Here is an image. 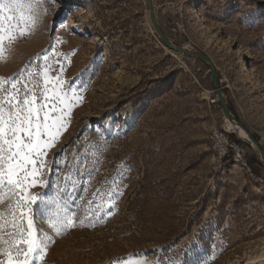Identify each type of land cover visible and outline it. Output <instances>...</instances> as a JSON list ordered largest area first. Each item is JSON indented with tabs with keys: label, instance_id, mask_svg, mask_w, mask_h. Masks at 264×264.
<instances>
[{
	"label": "rangeland",
	"instance_id": "rangeland-1",
	"mask_svg": "<svg viewBox=\"0 0 264 264\" xmlns=\"http://www.w3.org/2000/svg\"><path fill=\"white\" fill-rule=\"evenodd\" d=\"M151 2L174 45L213 61L234 117L264 149V0ZM34 8L35 26L5 41L0 81L10 88L20 78L18 87L39 92L49 70L48 95L62 77L63 91L76 88L80 102L44 157L46 186L28 190L44 196L33 219L52 238L33 264H59L137 215L176 243H147L114 264H264V162L226 119L208 64L164 44L149 0H34ZM215 130L239 145L250 172L219 162ZM0 196V214L10 219L15 197ZM65 211L74 213L66 230Z\"/></svg>",
	"mask_w": 264,
	"mask_h": 264
},
{
	"label": "snow or ice",
	"instance_id": "snow-or-ice-1",
	"mask_svg": "<svg viewBox=\"0 0 264 264\" xmlns=\"http://www.w3.org/2000/svg\"><path fill=\"white\" fill-rule=\"evenodd\" d=\"M55 2L59 3V0ZM34 13V0H0V56L4 54L6 40L11 45L17 32L24 36L29 25L35 26ZM4 21L16 23L5 28ZM48 71L44 73L43 88L39 92L27 85L18 87L20 78L12 81L10 88H5L4 82L0 81V92L3 93L0 95V191L9 198L15 197L8 212L11 218L5 219L0 214V256L5 257L0 264H33L37 257L43 260L52 242L51 237L36 228L33 219L34 206L46 203L44 196L30 195L28 190L46 186L44 157L67 127L66 116L80 98L75 95L76 88L70 86L68 91H63L62 77L56 79L55 90L49 96ZM38 98L44 102L38 104ZM0 202H3L2 196ZM73 217L74 213L64 212L60 221L63 229L74 226ZM53 227L58 235L61 234V227L55 224Z\"/></svg>",
	"mask_w": 264,
	"mask_h": 264
},
{
	"label": "trees",
	"instance_id": "trees-1",
	"mask_svg": "<svg viewBox=\"0 0 264 264\" xmlns=\"http://www.w3.org/2000/svg\"><path fill=\"white\" fill-rule=\"evenodd\" d=\"M237 142L240 143L239 141ZM136 199L138 198H134L130 205L132 209L139 212L140 205ZM93 220V218H87L85 219V223L89 225ZM90 228L88 227V229ZM94 239L92 241L89 238L87 241L79 244L78 248L81 247L82 250L80 252H73L67 257H61L59 264H86L85 261L94 263L97 260L98 262L106 261L108 264H114L130 251L136 252L142 250V247L147 243H155L163 247L168 244L170 245L169 247H174L176 243V240L173 242L169 235L159 232L152 224H150V227L143 224L140 215H137L136 218L128 217L126 223L117 226L109 236L98 234ZM3 259L5 257L0 256V260Z\"/></svg>",
	"mask_w": 264,
	"mask_h": 264
},
{
	"label": "water",
	"instance_id": "water-1",
	"mask_svg": "<svg viewBox=\"0 0 264 264\" xmlns=\"http://www.w3.org/2000/svg\"><path fill=\"white\" fill-rule=\"evenodd\" d=\"M149 3H150V12H151V19H152L153 25H154L159 37L164 42V44L169 49H171L173 51L182 53L183 55H186V56H189V57H193L195 59H199V60H201V61H203V62L208 64L209 70H210V74H211L212 85H213L215 94L217 96V100H218V102H219V104H220V106L222 108V111H223L226 119L229 120L230 122L235 123L240 129L244 130L247 133V135L249 137V140H250L249 141L250 145H254L255 146V148L257 149V151L259 153V155L262 158V161L264 162V149L261 146V143L259 142V139H255L250 134V132L243 126V124L234 117L229 105L227 104V102L225 100V97H224V95H223V93L221 91L219 77L217 75V71H216L215 66L213 64V61L206 55L195 53V52H192V51H190V50H188V49H186L184 47L174 45L169 40V38L165 35V33L163 32L161 26L159 25L151 0H149Z\"/></svg>",
	"mask_w": 264,
	"mask_h": 264
},
{
	"label": "built area",
	"instance_id": "built-area-1",
	"mask_svg": "<svg viewBox=\"0 0 264 264\" xmlns=\"http://www.w3.org/2000/svg\"><path fill=\"white\" fill-rule=\"evenodd\" d=\"M226 133V131L215 130L211 134L213 149L218 156L219 162L225 159H231L250 172V167L244 158L243 150L236 143H232Z\"/></svg>",
	"mask_w": 264,
	"mask_h": 264
},
{
	"label": "bare ground",
	"instance_id": "bare-ground-1",
	"mask_svg": "<svg viewBox=\"0 0 264 264\" xmlns=\"http://www.w3.org/2000/svg\"><path fill=\"white\" fill-rule=\"evenodd\" d=\"M231 123H233V122H231ZM233 124H235V123H233ZM236 125V124H235ZM244 131V130H243ZM247 134V133H246ZM248 136V135H247ZM247 140H249V137H248V139ZM132 259V258H131ZM133 260H138V258H133ZM126 264H130V262H127Z\"/></svg>",
	"mask_w": 264,
	"mask_h": 264
}]
</instances>
